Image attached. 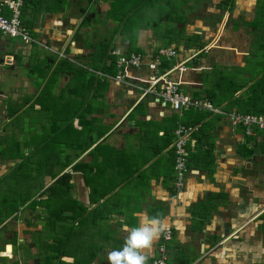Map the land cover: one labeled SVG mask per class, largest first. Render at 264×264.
Instances as JSON below:
<instances>
[{
    "label": "crops",
    "instance_id": "1",
    "mask_svg": "<svg viewBox=\"0 0 264 264\" xmlns=\"http://www.w3.org/2000/svg\"><path fill=\"white\" fill-rule=\"evenodd\" d=\"M191 4L25 0L22 21L42 45L19 40L11 49L10 37L0 33V79H8L3 90L0 80L4 119L30 110L28 123H49L48 133L57 137L51 139L66 147L42 156L35 197L0 222V264H108V253L124 243L125 228L156 214L172 235L164 240L161 232L147 264L161 248L167 264H264V131L247 136L227 117L264 114V0ZM159 46L175 48L174 61L189 58L185 70L168 78L225 114L174 111L113 78L114 50L140 52L148 62ZM19 57L35 61L26 74L15 73ZM150 73L145 66L130 71L136 79ZM56 107L69 115L58 121L51 112ZM179 122L196 127L187 138L180 191L173 152ZM15 165L0 162V179ZM63 174L68 193L50 202L46 189Z\"/></svg>",
    "mask_w": 264,
    "mask_h": 264
},
{
    "label": "built area",
    "instance_id": "2",
    "mask_svg": "<svg viewBox=\"0 0 264 264\" xmlns=\"http://www.w3.org/2000/svg\"><path fill=\"white\" fill-rule=\"evenodd\" d=\"M25 0H0V33L10 38H16L25 44H40L33 36L28 27L22 21V9ZM46 47V45H43ZM47 48V47H46ZM113 54L117 57V72L113 78L122 83H129L139 89L143 95H154L157 101L162 104L170 105L174 111H184L189 108L198 110H208L213 113L225 114L221 109L214 107L206 99H195L185 94L179 82L168 78V75L175 69H186V62L189 60L174 61L177 57V50L171 46H159L153 53L152 58L146 62L145 56L140 52H130L123 54L114 50ZM62 56L63 54L60 53ZM168 61L171 65L163 69L162 61ZM9 62V61H8ZM145 66L151 73L145 77L137 79L130 75L131 69H138ZM134 81L130 83L129 81ZM131 81V82H132ZM230 125L233 128L242 127L247 136H252L255 129L264 131V114L254 113H227ZM196 127L179 122L175 128L173 142L174 152V187L180 191L185 181L188 171L187 160V138L195 131ZM163 239L169 240L172 232L170 227H164ZM161 255L155 258L150 264H167L164 249L161 248Z\"/></svg>",
    "mask_w": 264,
    "mask_h": 264
},
{
    "label": "rangeland",
    "instance_id": "3",
    "mask_svg": "<svg viewBox=\"0 0 264 264\" xmlns=\"http://www.w3.org/2000/svg\"><path fill=\"white\" fill-rule=\"evenodd\" d=\"M200 1L202 0H190V2L193 3L190 6H196ZM143 11L144 10H141L140 14L143 13ZM178 11L179 5L174 13H177ZM163 12H169L166 6H163ZM171 12L173 13V11ZM207 14H209V12H207ZM7 39L10 48L16 47L19 43V40L16 38ZM28 63L31 66L35 65L33 59L29 58L26 61H21L19 57V60L15 65V73L26 74L25 71L27 70L26 67ZM2 75L3 73L1 74V78ZM0 80L2 85L1 88L3 90L5 88L3 84L4 82H7L8 79L4 81H2L3 79ZM17 80L18 78L14 81ZM56 108L51 109V112L58 115V118L61 117L58 121L65 119L69 115L64 114V111L58 107ZM0 109L2 111L5 110L4 107H0ZM32 114L34 113H30L29 110V113L20 115L14 121L9 122L4 119L5 112H0V162L12 159L16 163L15 167L11 168L9 173H7L8 176L0 179V222L6 217V215L10 214L11 209L16 210L20 207H26L28 198L34 196V194L37 193L36 191L39 190L38 185L42 181L39 179L38 175H42L44 171L41 167L39 168L37 164L38 161H41L42 156H46L48 150L51 148H54L57 151H63L66 148L60 142H56L55 139H57V137L54 136V132H52V134L48 133V129L50 128L49 123L45 122V124L40 123L39 125L36 123V125L33 122H30L29 124L28 120H32ZM51 117V115L48 116L49 119ZM2 131H5V133ZM52 137L55 139H51ZM42 138H46L47 140H42ZM26 144L29 146L28 148H26ZM16 219L17 218L13 217V222H16ZM4 236L5 231H0L1 242H3ZM7 256L8 254L4 258L6 259ZM30 264H32V262Z\"/></svg>",
    "mask_w": 264,
    "mask_h": 264
},
{
    "label": "clouds",
    "instance_id": "4",
    "mask_svg": "<svg viewBox=\"0 0 264 264\" xmlns=\"http://www.w3.org/2000/svg\"><path fill=\"white\" fill-rule=\"evenodd\" d=\"M164 227L159 214L144 215L139 226L125 228L124 243L120 249L108 253V264H147Z\"/></svg>",
    "mask_w": 264,
    "mask_h": 264
},
{
    "label": "trees",
    "instance_id": "5",
    "mask_svg": "<svg viewBox=\"0 0 264 264\" xmlns=\"http://www.w3.org/2000/svg\"><path fill=\"white\" fill-rule=\"evenodd\" d=\"M170 65H171L170 62L164 60V61H162L161 67L162 68H168ZM113 68H114V66H113ZM113 73H114V69L112 70V73L111 74H113ZM69 187H70V184H69L68 176L66 174H63L61 177L57 178V180L54 181L46 189L48 191V193H49L50 202L53 201L54 196H56L57 194H59V193L62 194L63 192L64 193H68ZM30 204H31V206L36 205L37 204V200L31 201ZM49 220H51L52 222L50 221V223L48 224V226L50 227V229H52L55 219H54L53 216H51V218Z\"/></svg>",
    "mask_w": 264,
    "mask_h": 264
}]
</instances>
